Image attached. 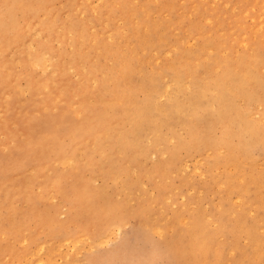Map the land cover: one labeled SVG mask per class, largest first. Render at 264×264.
<instances>
[{
	"label": "rangeland",
	"instance_id": "obj_1",
	"mask_svg": "<svg viewBox=\"0 0 264 264\" xmlns=\"http://www.w3.org/2000/svg\"><path fill=\"white\" fill-rule=\"evenodd\" d=\"M161 1L164 7L149 17L157 25L158 34H161V37L167 35L165 33L166 24L168 27L169 25L173 26L170 29L173 38L171 41L166 40L168 47L165 54L160 53L154 47H148V49L137 52L135 56L136 59L138 58V64L133 60V68L136 72L135 75L145 77V84L139 85L136 92L143 96L144 92L150 90L148 86L152 83V74L161 72L163 87L165 88L166 83L170 82L172 88L160 97L159 103L170 101L176 94L177 81L166 77L167 73L161 70V67L168 66L171 68L174 63L176 64L178 62L176 50L181 48L184 54L179 60L180 66L189 67L193 70L198 69L200 74L197 78L202 82H207L210 76H218L227 67L226 70H229L233 77L239 79L237 85L241 88L236 92L232 86L227 85L226 89L228 88L230 91V97L226 102L235 104L234 97L238 104L235 106L243 122L255 121L264 126V111L261 110L259 100L251 101L249 96L251 92H254V96L256 95L258 98L260 96L258 79L260 64L257 68L254 65L259 50L264 52V0ZM102 2V0H92V5H103ZM23 3L35 6L27 11H21L20 21L26 19L28 24L26 22L21 24L20 30L23 28V31L19 35L18 29H12L7 32L6 38L0 40V45L6 44L5 48L0 47V86L3 84L4 87V95L0 94V217L4 214V219L1 220L0 218V231L2 228L8 229V231L0 233V264H25V262L28 264L30 260L29 264H38V259L39 257L41 259L42 254V258L46 259L45 262L43 261L45 264H92L93 261L108 259L128 261L129 264L132 262L140 264L141 261L160 259L161 255L157 252L153 236L143 231L125 229L124 240L119 249L109 251L100 248V245L106 243L109 237L115 240L116 237L113 233L116 229V231L120 230L118 224L115 225V228H112L111 224L100 226L103 223V214L111 215L114 209L121 206L146 209L150 213L146 219L152 221L161 217V222H167L169 217H172L171 223L175 226L176 231L173 233L171 229L168 230V238L165 241L166 250L163 253L164 258L186 259L194 262V264H198L197 260L203 256L207 261L220 258L223 261L243 260L246 257L243 256V253L249 254L243 251L244 246L241 237L244 234L229 233V227L226 226L235 223L241 228L243 220L250 219L247 212L244 211L245 207H249L250 211L257 213L255 220L251 222L249 227L253 229L257 227L259 234V205L262 188L258 189L256 179L253 183L250 182L249 173L253 177L264 173V151L256 149L259 162L253 170L245 163L241 169L244 172V177L239 175L240 170L227 167L224 161H213V156L222 155L220 153H223L225 149L188 152V149L182 148L179 150L182 162L178 161L176 164L170 160L171 151L178 152L175 147L179 139L178 136L185 135L190 127L180 119L174 120L173 117H170L168 123L159 126L157 133L153 134L149 129L146 137H143L137 146L136 154L140 156V163H138L140 165L128 160L130 162L125 161L123 165L125 168L118 170V161L115 160L114 163L112 156L108 157L103 154L102 160L107 166L110 165L108 170L104 168L95 170L93 166L86 164L79 166L80 163L90 164L86 151H93L97 153V156L99 155L100 150L96 136H92L88 140L78 138L80 144L82 142V145L87 149L72 142L69 135L58 136L57 133H54L50 139L44 137L45 134H48L47 125L55 128L69 123L71 131L83 132L89 128L87 120L80 119L83 115H87L79 109L81 98H84L85 92L84 102L87 105H92V103L93 105H102L97 96L98 89H96L102 82L98 79V85L93 84L91 74L88 72L89 69L81 66L72 68L69 65L70 60H78L77 49L80 46L84 48L87 40L89 44L95 46L93 56L89 55V61L92 63L99 61L104 53L102 46L99 47L98 45V39H102L104 44L114 43L119 47L118 52L122 54V50L133 46V38L127 29L124 30L127 35L126 41L116 36L115 30L105 32V29L103 33H100L102 27L115 28V22L110 23V17L107 16L110 14L106 8L103 11L105 17L99 18L102 7L94 8L93 11L90 9L88 0H24ZM157 3L156 0H137L135 5H139L137 9L142 11L149 7L157 9L159 7L158 0ZM170 6L171 8L175 7L173 16L166 12ZM193 6H199V9L195 11L196 13L191 11ZM212 7H216L215 14L210 13ZM78 9H82L80 13L77 12ZM260 14L261 16H259ZM208 16L213 22L210 25L207 24L206 19H203ZM29 17L30 19H28ZM260 17L263 18L262 24L258 21ZM54 18H58L60 24L55 29L52 26L54 25L52 21ZM198 18L201 21H198ZM132 21L136 25L139 19L137 22L134 19ZM78 23L86 24L84 25L86 27V39L77 37V34L73 32L69 34L63 32L65 25ZM122 23L123 21L120 20L118 24L123 25ZM43 24L52 26L47 30H50L53 36L46 35ZM211 25L213 26L212 29L209 28ZM239 25L244 26L245 31L242 32ZM147 27L148 25L140 27V36L145 34ZM191 29H195L196 33L191 34ZM37 30H39L40 35L36 32ZM118 30L121 29L118 28ZM107 34H110L111 38ZM178 37V42H175ZM72 39L77 44L72 43ZM26 41L31 42L32 46ZM42 45L47 48L46 51L45 49L42 50ZM171 48L175 50L170 51ZM169 53L172 55L169 56ZM244 57L247 58L244 59ZM32 59L33 62H31ZM21 60L31 68V73L16 78V69H18ZM101 60L105 63V68L113 65L111 59L107 60L102 57ZM36 61L41 65L38 70L31 67ZM10 64L14 66L15 75L14 77L11 76L9 80L8 76L1 72L9 69ZM249 72L256 74V80L252 84L249 83ZM97 74L100 77L103 75L100 71ZM55 75L59 76V80L56 79ZM28 79L35 83L36 90L34 92H31L27 85ZM193 79L192 75L186 77L178 90H182L183 94L187 95V93L195 91L196 88L203 87L198 82L197 87ZM81 82H86V87H81ZM75 90H79L81 94L78 103L72 100ZM211 91L213 94L216 92ZM8 97H11V100ZM29 98L30 102L26 107L25 103ZM127 98L128 95L125 92L118 97L101 98V100L108 107L110 104L123 102ZM184 99V103L187 102L194 108L191 98L184 97ZM217 106L216 103H212L208 110L206 109L208 114L206 119L215 121L217 124L215 133L221 135L223 129L229 128L232 120L228 114H226V118L215 119L211 110ZM8 109L10 111L9 117L6 116ZM103 110L104 108L100 106L97 111L98 119L95 127L97 131L101 128L98 121L101 117L103 118ZM182 113L185 115L186 121L191 120L193 115L187 111ZM94 115V113L90 115L92 120ZM166 116L168 118L170 115L166 113ZM12 119H17L25 127L26 132L20 134L16 124L14 122L12 124ZM196 122L200 124L198 120ZM112 123H115L114 119ZM127 126L129 124L124 121L123 127L118 130L117 134H122ZM155 134L164 136L162 138L165 139L162 143L156 141ZM106 135L110 137L109 132H106ZM29 136L34 140V146L26 144L29 141ZM155 142H157L156 154L152 152L155 150ZM70 148H73L71 149L73 158L65 160V158L58 157L59 153ZM119 156L125 159L126 154L121 152ZM156 163L162 165V175L155 171ZM85 165L86 167H84ZM196 167L200 168L201 172L204 171V174L200 170L198 173ZM228 171L232 174V188L225 179ZM259 172L260 174H258ZM200 174L207 176V179L202 180ZM240 178L245 179L244 185H248V189H244L243 185L241 192V195L248 197V201L247 205H239V207L232 200V196L237 188L241 187L239 185ZM144 183L158 192L156 199L152 198L151 192L144 193L142 188ZM90 191L96 193L93 208L91 207L92 193ZM201 192L204 193L203 196H201ZM76 196L80 198H76ZM145 196H147V200H145ZM84 198H87L90 209H93L88 208L89 211H93V215H98L97 223H90V216H87L86 219L81 217L80 220L77 218L68 221L67 227H62V224L69 218L71 211L87 210L84 208ZM170 198L174 201L173 205L168 204ZM133 200L136 202L135 205L132 203ZM193 204L196 206L195 209ZM9 211L14 217L17 216L15 218L17 222L20 221L19 236H13L11 229L13 225L10 221L13 215H8ZM31 212L36 216L35 219L29 218ZM209 216L212 217L211 222L208 220ZM218 222L220 224L219 230L216 227ZM196 223H199V227H196ZM77 227L81 228V231L79 236H74L72 232ZM192 228L193 231H190ZM194 228L199 230L196 231ZM113 229L114 231H112ZM209 230L218 231V233L226 230L225 233L223 232L226 239H221L218 235L216 238L218 249L214 255H211V251L207 253L195 252L193 250L194 242L191 239L192 232L197 233L199 238H202ZM41 245L46 247L43 248L47 252L46 255L45 251L40 248ZM225 247L229 250L224 251ZM233 247L237 248L238 255L236 257H232L230 254ZM257 247L258 244L253 245L254 249ZM38 248L41 249L42 254L34 255ZM177 248L181 250L179 256L176 254ZM256 253L258 260L259 252L256 251ZM219 255L221 257L216 258ZM27 259L29 260L27 261ZM39 262H42V259Z\"/></svg>",
	"mask_w": 264,
	"mask_h": 264
},
{
	"label": "bare ground",
	"instance_id": "obj_2",
	"mask_svg": "<svg viewBox=\"0 0 264 264\" xmlns=\"http://www.w3.org/2000/svg\"><path fill=\"white\" fill-rule=\"evenodd\" d=\"M102 1H103L102 2L103 7L101 8L102 13L100 11L99 18L103 19L105 17V15L103 14V11L105 10V8L108 9V13L110 15H107V16L110 17V23L113 24L115 22L116 27L115 28L110 27L109 29L102 27L101 28L102 31L100 33H103L105 29H106L105 32H110L111 30H115V35L119 36V38L122 39L123 41H126L127 35H126V32L124 30L127 29L130 33V36L133 38V46L129 49L122 50V54H120L118 52L119 47L117 45H115L114 43L104 44L103 41H101L102 39H100V40L98 39L97 40L98 45H99V47L102 46L104 53L101 55L99 61H93L92 63L89 61L90 60L89 55L93 56L92 54H93V49L95 46L89 44V42L87 40L85 45H84L85 49L82 46L78 47V49H77V54L79 55L78 60H74V59L70 60V64L69 63L68 64L70 66H72V68H77L78 66H81L83 68L89 69L88 72L91 74V77L93 79L92 80L93 84L98 85V82H97L98 79L102 82V83H99V88H96V89H98L97 96L99 97V100L101 101L102 105L101 104H97V105L94 104L93 105V103H92V105H87L86 102H84V99L86 98V92H85V95L82 93L84 95V98H81L80 91L75 90L73 92L72 100H74L78 103L79 98H81L80 105L78 104L80 106L79 109L84 114H87V115H83L80 119L87 120V122L89 123V128L83 132V131H71V125L69 123L64 124V125H59L55 128L53 126L51 127V126L47 125L48 134H45L44 137H46V139H50L51 135L54 133H57L58 136L69 135V136H71V138H70L71 141L78 145V144H80L79 139L82 138V140H88L90 137L96 136V142L98 143L99 150H100L99 155L97 156V153L93 152V151H86V155L89 159L90 164L80 163L78 165L83 166L84 164H86V165L93 166L95 168V170L97 168H104L105 170H108L110 168V165L107 166L104 163V161L102 160V155L105 154L108 157L112 156L114 163H115V160L118 161L119 166H117V168H118V170H121V169L125 168V167H123V165L125 164V161L130 162L128 160H131L132 163H134V164L140 165V164H138V163H140V156H138L136 154V152H137V146H139V144L141 143L142 138L146 137V133H148L149 129H150L151 133H153V134L157 133L159 126L166 123V122L168 123L169 118L173 117L174 120L180 119L181 121L185 122L190 128L186 132L185 135L178 136L179 139H178L177 145H175L178 152L171 151L172 156H171L170 160L172 162H176V164H178L177 163L178 161H180V163L182 162V158L180 157V153H179V150L182 148L188 149L187 150L188 152L193 151V150L203 152V151H207L210 149L213 151H219V150L225 149V151L223 153H220L222 155L216 154L213 156L214 162L224 161V163L227 167H232L234 169L240 170L239 175H241L243 177H244V172L241 171V169H243L245 163H246V165L249 166V168L251 170H253L254 167L259 162L257 160V156H256V149H258L259 151H261V150L264 151V126L259 125L255 121L243 122L239 113H238V110L235 106L238 104L236 103L234 97H233V100H234L235 104L233 102H229V103L226 102L230 97V91L228 90V88L226 89V86L227 85L230 87L232 86L234 88V90L236 92H238L241 88L237 85V82L239 83V79L238 78L236 79L235 77H233V74L229 70H226L227 67H225L223 69L222 73L218 74V76H210L209 80L207 82L200 81L197 78L200 74L198 69L193 70L192 68H189V67L186 68V67L180 66L179 60H180V58H182L184 53H183V51H181L182 50L181 48L180 49L178 48V50H176L177 59L175 58L178 62L176 64L174 63L171 68H169L168 66H162L161 67V70H164V72L167 73L166 77H168L170 79H176V81H177V86L175 88V90H177V91H176L175 96L172 99H170V101L167 100L166 103L165 102L161 103V104L159 103L160 97L165 95L172 88V85L170 84V82L166 83L165 88L163 87V85L161 83V77H162L161 72L157 73V74H152V83L150 84V86H148L150 88V90L147 92H144L143 96H140L136 91H138L139 85L145 84V77L135 75L136 72L134 71V68H133V66H134L133 60H135V62L138 64V58L136 59L135 55L137 54L138 51H140L142 49H148V47H154V49L158 50L160 53L165 54L166 49L168 47L166 40L169 39L171 41L173 38V37H171L172 36V30H170L171 28H173V26L169 25V27H168V25L166 24L165 25V33L167 35H165L164 37H161V34H158L157 25L149 17L154 12H159L160 9H162L164 7V4L161 0H158L159 1V7L157 9H153L152 7H149V8H146L145 10H142V11H139L137 9V7H135V2L137 0H119L120 2L117 0H102ZM23 2H24V0H5V1L0 0V5H2L4 3H23ZM115 2H117L118 4ZM93 3H92V0H88V4L90 6V9L91 10L93 9V11H94V7L92 5ZM113 3H115V4H113ZM116 4L126 6V7L116 8V7H114ZM156 4H158L157 0H156ZM215 4H217V3H215ZM197 9H199V6H193L191 8L192 13H196L195 11ZM81 10L82 9H78L77 12L80 13ZM174 10H175V7L171 8V6H170L169 10H166V12H168L170 14V16H173ZM215 10H216V7H212L211 8L212 12H210V13L215 14V12H216ZM148 11H150V12L148 13ZM106 14H107V12H106ZM259 16H261V14ZM134 17L139 19V22H137V19H135ZM28 19H30V17ZM132 19H134L138 24L134 25ZM203 19L207 20L208 25H210L209 21H211V24L213 23L212 19H210L209 16L205 17ZM120 20L123 21V23H122L123 25L118 24ZM52 21L54 22V25H52L54 27V29L56 26H60V24L58 22V18H54V20H52ZM170 21H172L171 18H170ZM198 21H201V20L198 18ZM258 21H259V23L262 24L263 18L260 17V19ZM23 22H26V19H24L23 21H19V22L13 20L11 17L6 19L5 15H4V10L2 8H0V40L2 38H6L7 32H10L12 29H18L19 30L18 35H19L23 31V28L20 30L21 24ZM27 22H26V24H28ZM84 25H86V24L78 23V24H70L69 26L65 25L63 32L65 34H69V33L73 32V33L77 34V37H81L83 39H86L87 38L86 31H85L86 27ZM146 25H148V27H147L145 34L140 36V34H141L139 32L140 27L141 26L146 27ZM25 26H27V25H25ZM52 26H47V25L43 24L44 32L46 33V35H48L50 37L53 36V33L47 29H50ZM118 28H120L121 30L119 31ZM209 28L212 29L213 26L211 25ZM239 28L242 30V32L245 31L244 26L239 25ZM259 28H261V27H259ZM76 29H77V31H76ZM36 32L40 35L39 30H37ZM37 33H36V35H37ZM190 33L195 34L196 30L191 29ZM107 36L111 38L110 34H107ZM45 39H46V37H45ZM178 40H179V37L175 39V42H178ZM0 43H1V41H0ZM26 43H29V42L26 41ZM72 43L77 44V42L74 39H72ZM34 46L36 47V44ZM0 47L5 48L6 44L3 43L2 45H0ZM27 48H28V46H27ZM43 49H45V51H46L47 48H44L42 45V50ZM171 50H175V49L171 48L170 51ZM262 52L263 51H261V50H259V52H258V57L255 59V65H254L255 68H257L258 65L261 64ZM46 54H47V52L45 53V55ZM48 56L50 57V55H48ZM102 57H104L107 60L108 59L113 60V65L109 66L108 68H105L106 65H104L105 63L102 62V60H101ZM246 58L247 57H244V59H246ZM33 61L34 60L32 59L31 62H33ZM46 61H48V60H46ZM61 61H62V59H61ZM18 67H19V65H18ZM72 68H70V69L72 70ZM98 71H100L103 74L101 77L97 74ZM1 73L3 75L4 74L7 75L8 79L10 80L11 76L14 77V75H15L14 66L10 64L9 69H7L5 72H1ZM190 75L193 76L194 83L197 85V87H198L197 82L199 84H201V86H203V87H198V88H196L195 91H191L190 93H187V95H184L182 90L181 91L178 90V87H181L184 79H186V77H188ZM18 76L19 75L16 71V78ZM137 76H138V78H137ZM56 79L59 80V76H56ZM138 80H140V81H138ZM34 84L35 83L33 81L28 79L27 85L30 87L31 92H34L36 90V87H34ZM80 86L86 87V82H81ZM29 87H28V89H29ZM211 90L216 91L215 94H213ZM125 92L127 93L128 98L123 102L113 103V104H110L108 107H106V104H104L101 100V98L105 99L108 97H112V98L118 97V95H123V94H125ZM0 94L2 96L4 95L3 84L0 86ZM249 96H250L251 101H258L259 100V98L256 97V95L253 96L252 92L249 94ZM184 97L185 98L187 97V99H188V97L191 98V100L194 104V108L192 105H188L187 102L184 103V101H185ZM29 102H30V98L27 99V101L25 103L26 107H27V105H29ZM212 103L213 104L216 103L218 105L217 108H214L213 110H211L215 119H218L220 117L226 118L227 117L226 114L231 116L232 122L229 125V128L223 129L221 135H217V133H215L216 132L215 128L217 126L215 121L206 119V117L208 115L207 114L208 107L210 105H212ZM9 104H10V102H9ZM100 106H102L104 108V110L102 111L103 118L101 117L100 120L98 121V124H101V128L97 131V130H95V127H96V121L98 119L97 111L99 110ZM91 110H92V113H90ZM183 111H187L191 115H193L190 121L185 120V115L182 113ZM93 113L95 115H94V118L92 120L90 115ZM166 113H168L170 115L168 118L166 116ZM9 115H10V111L8 109V111L6 112V116L9 117ZM263 115H264V112H263ZM113 119L115 120V123H112ZM197 120L200 122V124H198L196 122ZM124 121H126L129 124V126L126 127L125 131H123L122 134H117L118 130L123 127ZM13 122L16 124L18 131H20V134H21V132H26L25 127L17 119H12V124H13ZM106 132L110 133V137H108L106 135ZM28 135H30V134H28ZM154 137H156L157 142H161V143L165 139V138H162V137H164L163 135L158 136V134H155ZM160 138H162V139L160 140ZM157 142H155V144H154L155 150L152 151L154 154L157 153V148H156ZM26 144L34 146L35 142L29 136V141ZM81 146H83L82 142H81L79 147H81ZM83 147L85 149H87V147H85V146H83ZM139 148H141V147H139ZM166 148L168 149L169 147L167 146ZM71 149H73V148H70L65 152L59 153L58 157L60 156L63 159L65 158V160L66 159L69 160V159L73 158V156H71V155H73L71 152ZM145 151H146V149H145ZM121 152L126 154L125 159L121 158L119 156V153H121ZM220 159H223V160H220ZM209 161H211V160H209ZM186 162L188 163L187 160H186ZM156 164L154 166V168L156 169L155 171L162 175L163 174L162 173L163 172L162 165L160 163H156ZM185 164H184V166H186ZM86 165L84 167H86ZM196 165H198V164H196ZM219 165H221V164H219ZM163 166H164V164H163ZM227 167H226V169H227ZM213 168H214V166H213ZM184 169H185V167H184ZM196 169L200 170V168H198V167H196ZM125 171H126V169H125ZM200 172H201V170H200ZM203 172H201V173H203ZM258 174H260V172ZM249 175H250V182L251 183H253V181H255V179H256L257 186H259L258 189H261L264 186V185H262V174L258 175V176H254V177L250 173H249ZM200 176H201V174H200ZM225 179L228 182V184L230 185V187L232 188L233 187V183L231 182L232 174L229 171L226 174ZM244 189H248V185H244ZM90 192L92 193L91 207L93 208V205H95L96 193H94L93 191H90ZM76 198H80V197L76 196ZM83 203H84V208H86L87 210L71 211L69 218H67L66 222L62 224V227L66 228L68 221L70 222V221L76 220L77 218H78V220H80L81 217H83V219H86L87 216H90V223H94V222L97 223V216L98 215H96V214L93 215V211H89L90 207H89V203H88L87 198L83 199ZM90 210H93V209H90ZM10 214H12L11 211L8 212V215H10ZM103 215H104L105 219L103 218V223L100 226H104L105 224H111L112 225L113 221L115 220V217L114 216L111 217V215H108L105 213ZM16 217H14V215L11 216V218L9 217L10 221L13 225V227H11L12 232H13V236H15V235L19 236L18 233L20 231V225H21V224H19L20 221L19 222L16 221V219H15ZM0 218H1V220H3L4 214ZM29 218L35 219L36 216L34 215V213L31 212L29 215ZM196 227H199V223H196ZM226 227H229V230H228L229 233L232 232V233H236L237 235H242V234L245 235V233L247 231L246 229H243L242 227L240 228L235 223H230ZM59 229H61V228H59ZM118 229H119V227H118ZM6 230L8 231V229L2 228L0 233H3L2 231H6ZM194 230L198 231L199 229L194 228ZM80 231H81V228L77 227V228L73 229L72 233L74 236H79ZM112 231H114V229ZM190 231H193V228ZM251 231L253 233V236H255L257 238L256 244H258V235L259 234L257 232V227H255L254 229L251 228ZM223 232L225 233L226 230H224ZM218 235H219L218 231L209 230L207 232V234L203 235L202 238H199V235L197 233L192 232L191 239L194 242L193 250L195 252H200V253L201 252L207 253V252L211 251V255L216 254V250L218 249V244H217L216 238H218ZM76 238H78V237H76ZM75 246H76V244H75ZM2 247H4V246L2 245ZM40 248L43 251H45V255H46L47 252H46V250H44L46 247L44 248L42 246ZM40 248H38V251H36V254H34L35 251H33L34 253H32V254H34V255L42 254ZM39 249H40V253H39ZM42 255H41L42 262H39V261H41V259L39 257V259H38L39 261L37 262L38 264H45L44 262L46 259L44 260L42 258ZM243 256H246L243 259L249 258V254L247 255L245 252L243 253ZM31 257H32V255H31ZM204 257L205 256L200 257L197 260V263L198 264H206L207 259ZM220 257H221V255L217 256L216 258H220ZM251 258L257 259V256L254 255ZM28 260L29 259H27V261ZM218 260H221V258ZM29 262H28V264H29ZM25 264H26V262H25ZM73 264H75V263H73Z\"/></svg>",
	"mask_w": 264,
	"mask_h": 264
},
{
	"label": "snow or ice",
	"instance_id": "obj_3",
	"mask_svg": "<svg viewBox=\"0 0 264 264\" xmlns=\"http://www.w3.org/2000/svg\"><path fill=\"white\" fill-rule=\"evenodd\" d=\"M35 6L29 5V4H23V3H4L0 5V8L4 10L5 18L11 17L13 20L19 22L21 19V11H26L29 8H33ZM63 7V5H61ZM94 8H101L102 5H95ZM114 7L120 8V7H126L122 5H115ZM135 7H139V5H135ZM211 23V21H209ZM95 31V29H93ZM172 54L169 53V56ZM157 63H159V60H157ZM34 69H40L41 65L38 61L34 62L31 66ZM19 76L23 77L26 74L31 73V68L28 67L22 60L19 63L18 69H16ZM249 83L252 84L256 80V74L255 72H249ZM259 103L261 106V110L264 111V52H262L261 56V64H260V72H259ZM254 96V92H253ZM9 100H11V97H8ZM251 103V101H250ZM7 151V149H5ZM209 155H211V152H209ZM199 173V169L197 170ZM202 180L207 179V176H201ZM246 183L245 179L241 178L239 179V185L241 187L237 188L236 192L232 196V200L235 201L236 205H247L248 197L241 195V192L243 191V185ZM262 184H264V174H262ZM223 187V185H221ZM144 193L151 192V196L153 199H156L158 196V192L150 188V186L147 183H144L142 185ZM179 196V193L177 194ZM204 193L201 192V196H203ZM145 200H147V196H145ZM133 205H135V200H133ZM168 204L173 205L174 201L170 198L168 199ZM154 207V205H153ZM195 204H193V208L195 209ZM260 208V231H259V237H258V247L253 248V245L256 244L257 238L253 236V233L251 231V228L249 225L252 221L255 220L257 213L255 211H250L249 207H245L244 211L247 212L248 217L250 219H244L242 228L246 229V233L244 236L241 237L242 245L244 246L243 251H246L249 253L248 259L238 260V259H232L229 261H223V260H210L207 261L206 264H264V187L261 189V203L259 205ZM111 216L115 217V220L113 221V224L111 225L113 228H115L116 224L120 225L119 231H114V235L116 237L115 240H113L111 237L107 240L106 243H103L100 245L101 249H119L121 243L124 240L125 236V229L133 230V231H143L146 232L149 235L153 236V239L155 240L156 249L159 255H161L160 259L156 260H149V261H141L140 264H194L192 261H188L186 259H169L164 258L163 253L166 250L165 249V241L168 238V230L171 229L174 233L176 231L175 226L171 223L172 217H169L167 222H161L162 218L157 217L155 221H152L150 219H146V217L150 216V213L145 209H137L135 207H117L113 210L111 213ZM212 217L209 216L208 220L211 222ZM139 221V223H137ZM185 224H187V221H185ZM217 229H220L219 222L216 225ZM219 236L221 239H226L224 236V233L220 231ZM158 238V239H157ZM27 243V241H25ZM229 249L227 247L224 248V251H228ZM95 251V249H93ZM180 249H176L177 256L180 255ZM259 252V259L251 258L255 255V252ZM170 254V253H169ZM230 254L232 257H236L238 255L237 248L233 247L230 251ZM92 264H129L128 261H122L118 259H108V260H99V261H93ZM132 264H135V262H132Z\"/></svg>",
	"mask_w": 264,
	"mask_h": 264
}]
</instances>
